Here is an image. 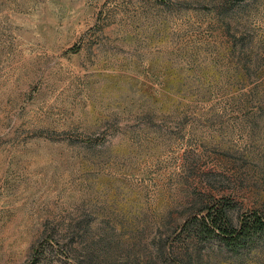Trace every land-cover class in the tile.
<instances>
[{"label":"rangeland","instance_id":"1","mask_svg":"<svg viewBox=\"0 0 264 264\" xmlns=\"http://www.w3.org/2000/svg\"><path fill=\"white\" fill-rule=\"evenodd\" d=\"M213 206L264 221V0H0V264H264Z\"/></svg>","mask_w":264,"mask_h":264},{"label":"trees","instance_id":"2","mask_svg":"<svg viewBox=\"0 0 264 264\" xmlns=\"http://www.w3.org/2000/svg\"><path fill=\"white\" fill-rule=\"evenodd\" d=\"M223 222V223H222ZM264 230V221L261 217L254 216L250 220H243L240 227H234L232 218L226 209L216 208L215 206L208 209L203 214L196 226L197 236L210 238L213 234L219 236L224 246L233 252H237L243 247L250 236L260 233ZM202 254L195 253L189 256L185 264H201Z\"/></svg>","mask_w":264,"mask_h":264}]
</instances>
